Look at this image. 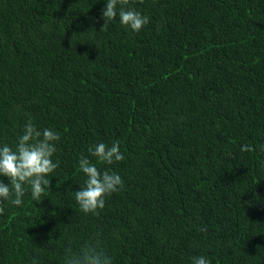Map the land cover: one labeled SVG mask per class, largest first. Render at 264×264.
Listing matches in <instances>:
<instances>
[{
	"label": "trees",
	"instance_id": "1",
	"mask_svg": "<svg viewBox=\"0 0 264 264\" xmlns=\"http://www.w3.org/2000/svg\"><path fill=\"white\" fill-rule=\"evenodd\" d=\"M106 2L0 0V147L29 120L61 137L42 201L5 203L0 264H63L90 239L113 264H264V0H130L138 33L103 28ZM101 142L124 160L90 157ZM81 155L123 180L96 216Z\"/></svg>",
	"mask_w": 264,
	"mask_h": 264
},
{
	"label": "clouds",
	"instance_id": "2",
	"mask_svg": "<svg viewBox=\"0 0 264 264\" xmlns=\"http://www.w3.org/2000/svg\"><path fill=\"white\" fill-rule=\"evenodd\" d=\"M143 3V0H140ZM130 0H107L106 7L101 11L104 27L119 18L122 26L133 32H140L149 24L150 18L130 8ZM101 29V31L103 30ZM18 138L15 148L8 145L0 147V216L5 215V203L20 207L23 197L30 190L33 201L39 203L46 191H49L50 176L59 167L53 162L57 151L56 143L60 134L50 128L38 129L31 121H27ZM249 145L241 147V151L249 152ZM90 157L98 163L115 165L124 160L120 143L107 145L103 142L88 149ZM79 170L85 175L84 186L74 192L80 211L85 215L96 216L105 208L106 198L123 188V180L115 171H101L89 157L81 155L78 161ZM206 231V229H202ZM63 264H113L112 257L107 254L100 242L95 239L85 241L79 250L68 247L64 251ZM192 264H211L204 256L192 258Z\"/></svg>",
	"mask_w": 264,
	"mask_h": 264
}]
</instances>
